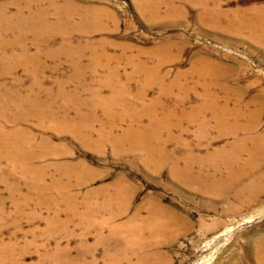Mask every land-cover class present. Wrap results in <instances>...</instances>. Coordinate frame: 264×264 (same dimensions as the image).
<instances>
[{
    "label": "rangeland",
    "instance_id": "obj_1",
    "mask_svg": "<svg viewBox=\"0 0 264 264\" xmlns=\"http://www.w3.org/2000/svg\"><path fill=\"white\" fill-rule=\"evenodd\" d=\"M27 1L0 0V11L13 14ZM40 1L32 9L47 13L50 29L48 35L37 37L42 51L35 60L41 67L31 73L22 64L32 61L33 32L22 33L30 50L26 55H20L18 49L0 52V91L11 95L5 106L0 98L1 130L8 136L22 131L21 139L29 142L34 156L25 164L40 170L37 185L35 176L23 170L20 157L14 162L5 154L8 146L0 140V150L5 151H0V264H260L254 255L257 241L264 236V178L260 193L251 202L249 194L222 198L200 192L178 180L170 166L175 161L176 166L184 167L188 155L200 159L232 140L227 126H217L214 111L228 109L229 123L234 118L231 112H251L259 121L258 131L264 130V0ZM49 4L69 7L65 13L70 17L56 18L54 5ZM7 25L0 22L1 28ZM31 27L33 23H20V28ZM17 32L1 33L0 40H12ZM62 44L73 50L57 54ZM90 58L99 59L95 75L88 66ZM17 59L20 63L14 65ZM75 61L86 68L89 91L70 78L78 69ZM108 69L118 74L115 89L97 80ZM93 90L99 91V99L112 91L119 94L108 105L111 116L104 115L102 102L90 110L87 104ZM31 95L62 114L65 96H74L67 98L68 117L79 109L84 116L92 111L91 137L53 130L49 121H40L32 112L20 115L16 101ZM81 101L86 104L76 105ZM203 101L213 110H204ZM28 104H23L25 109ZM195 108L198 113L187 116ZM123 110L128 113L124 119L115 115ZM129 113L137 117L129 119ZM17 116L25 120L17 121ZM111 119L116 135L129 126L155 127L157 135L151 136L155 160L164 151L169 161L155 169L145 162L142 149L129 148L131 142L117 147L107 135L104 140L100 127L105 124L108 128ZM203 120L207 128L202 136L198 130ZM198 165L193 164L191 170L196 171ZM152 206L163 211L149 212ZM143 220L147 225L138 226ZM169 221L178 229L161 230L160 225ZM133 231L140 235L132 236Z\"/></svg>",
    "mask_w": 264,
    "mask_h": 264
},
{
    "label": "bare ground",
    "instance_id": "obj_2",
    "mask_svg": "<svg viewBox=\"0 0 264 264\" xmlns=\"http://www.w3.org/2000/svg\"><path fill=\"white\" fill-rule=\"evenodd\" d=\"M16 2V1H15ZM18 2V1H17ZM20 3V2H19ZM51 3V2H50ZM17 4V3H16ZM23 5V4H22ZM33 5H41V1L40 0H29L27 1L23 7L17 6L16 11L13 14H8L7 12L4 11H0V22H8V25L6 28H1L0 27V34H7L10 31L13 30H17V35L14 39L12 40H4L3 38L0 40V52L1 53H5L6 51H9L10 49H18L17 51H19L18 53L20 55H26V53L29 50V46L27 47L25 45V40L23 39L24 36L22 35V33L24 32H33L32 37H34L33 43L35 46V52L33 54L32 61H26V62H22V64L24 65V67L31 73H35L36 69L38 67H41V63L38 64V61L35 60L39 54H40V50L38 49L39 44H40V40L37 39V37H39L38 34H42L44 36L48 35L50 32V29L47 27V22H46V17L45 14L47 15V13H42V11L39 10H35L33 11ZM50 5V4H49ZM54 5V4H51ZM50 5V6H51ZM48 6V5H47ZM49 6V7H50ZM5 7V6H4ZM37 7V6H36ZM35 7V8H36ZM43 7V6H42ZM46 9V8H45ZM69 9V7L65 6V5H59V6H53V15H55L56 18L61 19L64 15L68 18L70 17L68 13H65L67 10ZM70 10H68L69 12ZM46 12V11H45ZM26 13V14H25ZM51 13V12H50ZM65 13V14H64ZM49 15V13H48ZM86 16V15H85ZM53 17V16H52ZM54 18V17H53ZM66 18V19H67ZM50 19V18H49ZM55 20V19H54ZM11 21H14L16 23H18L19 25L14 27L11 26V24L9 25V23ZM21 22H30L33 23V27H31L29 30L28 29H24V28H20V23ZM43 22V24L41 23ZM44 22H46L44 24ZM55 22V21H54ZM59 22V21H57ZM59 23H63V22H59ZM13 24V23H12ZM41 25L42 24V28H35V25ZM61 25V24H60ZM75 28V27H74ZM16 33V32H15ZM51 37V36H50ZM26 39V38H25ZM32 39V38H31ZM31 41V40H30ZM31 43V42H30ZM27 44V43H26ZM71 46V45H70ZM167 46V45H166ZM33 48V47H32ZM73 48V46H72ZM101 49V47H100ZM66 50H73L70 49V47H68L66 44H62L61 47H59V49L57 50V54L58 53H62L65 52ZM79 50V49H78ZM99 50V49H98ZM42 51V50H41ZM96 51V50H95ZM30 52V50H29ZM28 52V53H29ZM100 52V51H99ZM106 52V51H105ZM32 53V52H31ZM49 53V52H48ZM83 53V52H82ZM86 53V52H85ZM96 53V52H95ZM9 54V52H8ZM16 54V53H15ZM102 54V53H101ZM10 55H14L13 52H11ZM53 55V54H52ZM82 55V54H81ZM84 55V54H83ZM103 55V54H102ZM107 55V54H106ZM3 56V55H2ZM7 56V55H6ZM57 56V55H56ZM71 56V55H70ZM20 57V56H19ZM41 57V56H40ZM58 57V56H57ZM96 57V56H93ZM102 57V56H101ZM50 58V56H49ZM74 58V57H73ZM76 58V57H75ZM88 58V57H87ZM100 58V57H99ZM13 59V58H12ZM11 59V61H12ZM24 59V58H23ZM22 59V60H23ZM66 59V58H65ZM91 59V58H90ZM101 59V58H100ZM20 59H17L13 62L14 65L19 64ZM29 60V59H28ZM31 60V59H30ZM60 60V59H59ZM68 60V58H67ZM76 60V59H75ZM98 60L96 58H92L91 62L89 63V68L90 71L92 73V75L96 72L97 67H98ZM3 61V59H2ZM37 61V63H36ZM82 61V60H81ZM86 61V60H85ZM88 61V60H87ZM56 62V61H55ZM58 62V61H57ZM44 63V62H43ZM75 67L78 68L74 73H72L70 75L71 80L76 79L77 80V84L78 86L82 87V88H87L86 90L89 91L88 88H90L86 82V73L85 70L86 68H82L81 64L78 63V61H75ZM81 63V62H80ZM87 63V62H86ZM73 64V62H72ZM107 64V63H106ZM8 65V64H7ZM77 65V66H76ZM84 65V64H83ZM44 66V65H43ZM46 66V65H45ZM103 66V65H102ZM109 66V65H107ZM199 66V65H198ZM14 68V66H12ZM137 67V66H136ZM157 67V66H156ZM193 67V66H192ZM52 68V67H51ZM43 69V68H42ZM146 69V68H145ZM196 69V68H195ZM5 72L9 73L10 71L6 70L5 68L3 69ZM56 70V69H55ZM75 70V69H74ZM198 70V69H197ZM202 70V69H201ZM200 70V71H201ZM13 71V69H12ZM117 71V70H116ZM154 71V70H153ZM157 70H155L156 72ZM196 71V70H195ZM39 72V71H38ZM105 72V71H104ZM204 72V71H203ZM154 74V73H153ZM152 74V75H153ZM95 75V74H94ZM103 75V74H102ZM37 76V75H36ZM35 76V77H36ZM68 76V75H67ZM97 76V75H96ZM162 76V75H161ZM34 77V76H33ZM34 77V78H35ZM41 77V76H40ZM100 77V76H98ZM93 79V77H91ZM95 78V77H94ZM121 78V76H120ZM89 79V78H88ZM97 79V78H96ZM116 79L118 80V74L115 72V70L113 69H108L107 73H105L101 78L97 79L98 82L101 85H108L110 87H114L115 89V84L116 83ZM95 80V79H94ZM92 81V80H91ZM119 81V80H118ZM117 81V82H118ZM41 83V79L37 78V83ZM66 82V80H65ZM68 82V81H67ZM70 82V81H69ZM68 82V83H69ZM76 82V81H75ZM74 82V83H75ZM96 82V81H94ZM123 82V81H122ZM63 82H60L61 85H63ZM67 83V84H68ZM59 84V85H60ZM76 84V85H77ZM100 85V86H101ZM126 85V84H125ZM70 86V85H69ZM73 86V85H72ZM85 86V87H84ZM99 86V85H98ZM180 86V85H179ZM77 87V86H76ZM119 87V86H118ZM92 88V87H91ZM100 88V87H99ZM122 88V87H121ZM210 88V87H209ZM34 89V88H33ZM32 89V90H33ZM80 89V88H79ZM102 89V88H101ZM36 90V89H35ZM82 90V89H81ZM96 90V89H95ZM112 90V89H111ZM71 91V90H70ZM140 91V90H139ZM33 92V91H32ZM79 92V91H78ZM99 92V91H98ZM96 91L93 90V93L91 92V95L93 96L91 100V103L87 104L90 106V110H93L92 108H97L98 106H100V103H105V107L103 109L104 111V115L106 117L111 116L112 112L111 109H108V105H110V102L112 101H116L118 100V96L119 94L115 93L114 91H112V94L109 97H105L102 99H99L98 96L100 93H98ZM117 92V90H116ZM38 93V92H37ZM76 93V92H75ZM81 93V91H80ZM86 93V92H85ZM90 93V92H89ZM207 93V92H206ZM48 94V93H47ZM49 95V94H48ZM62 95V94H61ZM65 95V94H64ZM102 95V94H101ZM178 95V94H177ZM205 95V94H204ZM51 96V95H50ZM70 98L74 97L71 95H69ZM68 95H66L65 97L69 98ZM77 96V95H76ZM82 96V95H81ZM89 96V94H88ZM85 97V96H84ZM82 97V98H84ZM0 98L3 100L1 102V104H3V106L6 105V102L9 101L11 99V95L4 93L3 91H0ZM65 99L66 101L64 102V104L62 106H60L62 113H59L58 110L53 109L48 103H42L39 98L35 95H31L29 97V99H25V98H21L19 100H14L16 101L15 104L16 105V109L20 111V115L24 116V112H32V115H35L38 117V119L40 121H49L50 127L51 129H56L57 130H68L69 132L74 133L75 135H78L80 137H85V138H90V130H91V120L92 119V111L90 116H84L80 113V109L75 113L73 117H68V113L66 112V110L68 109V101L70 99ZM91 98V97H89ZM129 98V97H128ZM220 98V97H219ZM64 101V100H63ZM62 101V103H63ZM206 101V100H205ZM54 102V101H53ZM160 102V101H159ZM208 102V101H207ZM25 103H29L28 106L29 108L25 109L24 105ZM86 104V102H80V103H76V105H78L79 107H81L82 104ZM119 103V102H118ZM12 104V103H11ZM203 109L205 110L207 107L210 108L209 106H207V104L203 101ZM74 105V104H73ZM112 105V104H111ZM200 105V104H199ZM198 105V106H199ZM209 105V104H208ZM57 106V105H56ZM84 106V105H83ZM197 106V107H198ZM7 107V106H6ZM5 107V108H6ZM11 107V105H10ZM27 107V106H26ZM77 106H75L74 108H76ZM147 107V106H146ZM162 107V106H161ZM216 107V106H215ZM87 108V107H86ZM89 108V107H88ZM110 108V107H109ZM207 108V109H208ZM15 109V108H14ZM73 109V108H72ZM71 109V110H72ZM194 109V108H193ZM211 109V108H210ZM215 109V108H214ZM227 109V108H226ZM146 110V109H145ZM199 110V109H198ZM196 110H191L190 112L187 113V116H194L195 113L198 111ZM213 110V109H211ZM219 110V109H218ZM228 110V109H227ZM224 109H220L218 112L214 111V115H215V121L217 122V126H219V128H224L225 126L228 127V132H226L229 136L233 137L232 140L230 142H228L227 146L225 147H220L217 148L215 150H213L212 152L206 153L204 156H202V158L198 159L191 155H188L185 163L184 167H178L176 166V162L174 161L173 163H171L172 165L171 167V171L173 173V175L178 178V180L180 181H184L186 185H191V186H195L196 190L203 192V193H208V194H212V195H217L218 197H222L225 198L229 195L234 196L236 198H241L243 195L245 194H249V201H254V198L256 196H258V194L260 193V186H262V180L264 178V130L263 131H258V126H259V121L256 120L253 117V113H242L241 111H233L230 113V115H232L233 121L231 123H229L227 121V117L229 115L228 111ZM69 111V109H68ZM73 111V110H72ZM88 111V110H87ZM172 111V110H171ZM117 113V112H116ZM198 113V112H197ZM31 114V113H30ZM89 114V113H88ZM128 114V113H126ZM125 114L124 110L123 112H120L118 115L120 116L121 119H124L127 115ZM168 114V113H167ZM166 114V116H167ZM183 115V114H182ZM186 115V113H185ZM256 115V114H255ZM22 116H17L16 120L17 121H23L25 120L24 117ZM28 116V115H27ZM164 116V115H163ZM135 117H137V114H133V113H129V119H134ZM141 117V116H140ZM152 117V116H151ZM168 117V116H167ZM186 117V116H185ZM104 118V117H103ZM128 118V117H127ZM149 118V117H147ZM194 118V117H193ZM117 119V118H116ZM119 119V120H121ZM156 118H153V120H155ZM158 119V118H157ZM202 119V118H201ZM102 120V119H101ZM126 120V119H125ZM243 120V121H242ZM90 121V122H89ZM139 121V120H138ZM158 121V120H157ZM156 121V122H157ZM111 124L108 128H106L105 124H102L100 127V132L99 134L101 136H103L104 140L107 139L109 137V139L113 142V144L117 147H120V145H122L125 142H131L130 144H132L131 147L129 148H133L134 149H142L145 152V162L152 165L155 169H159L163 166V164L167 161H169L168 155L164 152V151H159V155H160V159L159 160H155L156 158L154 157L155 153L153 152L152 149V137L157 135L156 131L157 129H154L155 127L153 126H145L144 125H139L140 127H137L135 129H133V127L131 128L130 126L126 129H124L119 135L116 134H112L114 131V126L115 125V121L111 119ZM121 122V121H120ZM127 122V121H126ZM155 122V121H154ZM95 123V122H93ZM141 123V122H140ZM138 124V123H137ZM153 124V123H152ZM176 124H179V122L176 121ZM109 125V124H108ZM93 126V125H92ZM121 126V125H120ZM138 126V125H137ZM90 127V128H89ZM99 127V125H98ZM156 127H158L156 125ZM2 127H0V140H3L5 142V145L8 146V153H5L9 158L13 159V161H17L19 160V157L21 159V161L25 164V162H29V160L32 159L33 154L30 153L29 151V142L27 140H22V131H13L10 133V135L8 136L7 134H4L1 130ZM18 128V127H17ZM22 128V127H21ZM207 128V122L206 121H201L199 130H198V135H202L203 136V131L204 129ZM4 129V128H2ZM8 130V129H7ZM6 130V131H7ZM94 130V129H93ZM156 130V131H154ZM9 132V131H8ZM59 132V131H58ZM106 132V133H105ZM206 132V131H205ZM221 135H224V131H220ZM115 133V132H114ZM159 134V133H158ZM226 134V135H227ZM73 135V134H72ZM92 135V134H91ZM106 135L108 137H106ZM25 136V135H24ZM27 136V133H26ZM74 136V135H73ZM90 136V137H89ZM99 136V135H98ZM152 136V137H151ZM172 137V136H171ZM201 137V136H200ZM33 139V138H32ZM95 139V138H94ZM92 140V139H91ZM96 140V139H95ZM155 140V139H154ZM23 141V143H22ZM93 141V140H92ZM100 141V140H99ZM107 141V140H106ZM109 141V140H108ZM166 141V140H165ZM3 142V143H4ZM111 142V143H112ZM2 144V142H0ZM31 143V141H30ZM110 143V142H109ZM103 144V143H102ZM154 144V143H153ZM4 145V144H3ZM39 145V144H38ZM37 146V145H36ZM45 146V144H44ZM154 146V145H153ZM32 148V146H31ZM126 148V147H125ZM2 149V148H1ZM161 150V149H160ZM185 150V149H184ZM5 152L4 150H0ZM138 151V150H137ZM39 155V154H38ZM171 155V154H170ZM170 157V156H169ZM173 157V156H172ZM182 157V156H181ZM4 158H6V156H4ZM177 160V159H176ZM171 161V160H170ZM11 162V161H10ZM184 163V162H183ZM33 164V163H32ZM67 164V163H66ZM193 164H199L198 169L196 171H192L191 168L193 166ZM18 164L16 163V166ZM20 165V164H19ZM73 165V164H72ZM168 165V164H167ZM180 165V163H179ZM62 167V166H61ZM23 169L26 172H30L33 174V176H35L34 178L36 179L37 185L40 184V170L36 167H34L33 165H31L30 163H26L24 165ZM22 169V167H21ZM62 169V168H61ZM64 169V168H63ZM60 170V169H59ZM195 170V169H194ZM21 171V170H20ZM61 171V170H60ZM26 175V174H25ZM28 175V174H27ZM29 180V179H28ZM38 180V181H37ZM30 182V181H29ZM242 182H244V185H241ZM27 183V182H26ZM31 183V182H30ZM34 183V182H32ZM42 183V182H41ZM55 184V183H54ZM59 184V183H58ZM68 184V182L66 183ZM34 185V184H33ZM61 186V185H60ZM64 187V186H63ZM41 188V187H40ZM263 188V187H262ZM32 191V190H31ZM40 193V192H39ZM124 196V195H122ZM121 197V196H120ZM258 198V197H257ZM247 200V199H246ZM30 202V201H29ZM243 202V201H242ZM241 202V205H242ZM248 203V202H247ZM101 204V203H100ZM106 205V203H105ZM118 205V204H117ZM116 205V206H117ZM238 206L236 207V209H238L239 207L242 206ZM101 206V205H99ZM123 206V205H122ZM157 206H159L157 204ZM103 208V207H102ZM148 208V207H147ZM96 209V208H95ZM118 209V208H117ZM116 209V210H117ZM89 210V209H88ZM98 210V209H96ZM95 210V211H96ZM100 210V209H99ZM120 210V208L118 209ZM117 210V211H118ZM127 210V208H126ZM110 211V210H109ZM122 211H124L123 209L121 210V213H123ZM154 212V214H156L155 212L158 211H163V209L161 207H156V206H152L150 207L149 212ZM97 212V211H96ZM103 212V211H102ZM170 212V211H169ZM95 213V212H94ZM118 213V212H117ZM116 213V214H117ZM163 213V212H162ZM99 214V213H98ZM110 214V213H109ZM115 214V212H114ZM115 214V215H116ZM150 214V213H149ZM168 214V213H167ZM144 215V214H143ZM151 215L154 217L153 213H151ZM159 215V214H158ZM164 215V214H162ZM161 215V216H162ZM166 215V214H165ZM178 215V214H177ZM112 216V214H111ZM119 216V215H118ZM160 216V215H159ZM98 217V216H97ZM146 217V216H145ZM144 217V219H145ZM178 217V216H177ZM99 218V217H98ZM97 218V219H98ZM106 218V217H105ZM104 218V220H105ZM167 218V217H166ZM169 218V217H168ZM171 218V217H170ZM101 219V218H100ZM165 219V218H164ZM163 219V221H164ZM180 220V219H179ZM178 220V221H179ZM87 221V220H86ZM151 221V220H150ZM158 221V219H157ZM182 221V220H181ZM180 221V222H181ZM187 221V220H186ZM106 222V221H105ZM141 222V221H140ZM147 220H143L138 226L140 227H145L144 225H147ZM156 222V221H154ZM84 223V222H83ZM86 223V222H85ZM125 223V222H124ZM132 223V222H131ZM130 223V229H133V224ZM150 223V222H149ZM122 224V223H121ZM120 224V226H122ZM155 224V223H153ZM160 224V223H159ZM118 225V224H117ZM125 225V224H124ZM123 225V226H124ZM157 225V224H155ZM187 225V224H186ZM87 226V225H86ZM126 226V225H125ZM124 226V227H125ZM128 226V225H127ZM126 226V227H127ZM136 226V225H135ZM152 227V226H150ZM155 227V226H153ZM161 230L163 229H170V228H174V227H178V225L176 226V223H173L171 221L169 222H165V224H161L160 225ZM182 227V224H181ZM185 227V225H184ZM89 228V226H88ZM87 228V229H88ZM129 228V227H128ZM136 228V227H135ZM134 228V229H135ZM158 228V226H157ZM175 228V229H176ZM115 229V228H113ZM121 229V228H120ZM127 229V228H126ZM146 229V228H145ZM144 229V230H145ZM171 229V230H172ZM178 229V228H177ZM117 230V228L115 229ZM140 230V228H139ZM169 230V231H171ZM114 231V230H113ZM121 231V230H120ZM138 231V230H137ZM146 231V230H145ZM148 231V230H147ZM153 231V230H152ZM168 231V232H169ZM123 232V231H122ZM125 232V231H124ZM144 232V231H143ZM157 232V231H156ZM177 232V230H176ZM116 233V232H115ZM142 233V232H141ZM153 233V232H152ZM151 233V234H152ZM155 233V232H154ZM160 233V232H159ZM158 233V234H159ZM171 233V232H169ZM120 234H122L120 232ZM127 234V233H126ZM125 234V235H126ZM150 234V235H151ZM164 234V233H163ZM172 234V233H171ZM170 234V235H171ZM137 235H140V233L133 231L132 236L137 238ZM146 236V234H145ZM162 236V235H161ZM164 236V235H163ZM174 236V235H173ZM122 237V235H121ZM130 237V236H129ZM159 237V236H158ZM165 237V236H164ZM163 237V238H164ZM169 237V236H168ZM142 238V237H141ZM144 238V237H143ZM175 238V237H174ZM124 239V238H123ZM134 239V238H133ZM146 239V238H145ZM131 240V238H130ZM124 241V240H123ZM126 241V239H125ZM133 241V240H132ZM136 241V240H135ZM134 241V242H135ZM139 241V240H138ZM137 241V242H138ZM143 241V239H142ZM128 242V240H127ZM147 242V240H146ZM145 242V243H146ZM125 243V242H123ZM129 243V242H128ZM136 243V242H135ZM140 243V242H139ZM144 243V244H145ZM131 244V243H130ZM155 244V243H154ZM143 246L141 243L139 244V247ZM146 246V245H145ZM133 247V246H132ZM130 248V246H129ZM128 249V247L126 248V250ZM133 249V248H132ZM142 249V248H141ZM135 250V249H134ZM138 251V250H137ZM158 257V255H155ZM154 256V257H155ZM159 258V257H158ZM153 259V257H152ZM155 259V258H154ZM254 259L256 262H259L260 264H264V236H262L258 241H257V249H256V253L254 255ZM139 260V258H138ZM82 261V260H81ZM144 261V260H143ZM64 262V261H63ZM62 262V263H63ZM68 262V261H66ZM72 262V261H71ZM142 262V261H141ZM240 262V261H239ZM238 262V263H239ZM148 263V262H147ZM160 263V262H159ZM69 264V263H68ZM81 264V262H80Z\"/></svg>",
    "mask_w": 264,
    "mask_h": 264
}]
</instances>
